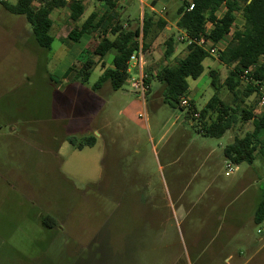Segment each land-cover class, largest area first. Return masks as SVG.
<instances>
[{"label":"rangeland","instance_id":"374dc122","mask_svg":"<svg viewBox=\"0 0 264 264\" xmlns=\"http://www.w3.org/2000/svg\"><path fill=\"white\" fill-rule=\"evenodd\" d=\"M113 1L109 10L104 0L86 2L76 22L67 8L54 10L49 52L36 45L24 17L0 5V264H225L239 251L247 259L264 241V223L253 221L264 160L235 165L223 150L252 131L242 111L258 115V95L245 96L246 81L230 91L224 81L232 66L209 55L202 74L187 80V98L200 111L215 92L214 71L220 103L235 120L220 138L202 136L192 112L172 107L154 78L186 54L172 20L180 0ZM143 12L170 28L143 51L148 91L141 96L129 80L117 91L108 83L93 91L101 61L107 67L112 60V53L93 55L100 37L111 38L117 21L137 27ZM91 13L105 15L99 29L79 43L67 40ZM242 26L237 13L217 48ZM169 37L176 48L165 59ZM87 58L96 62L88 81H72L68 68ZM89 138L94 144L81 149L69 143ZM226 164L237 171L225 176Z\"/></svg>","mask_w":264,"mask_h":264},{"label":"trees","instance_id":"16d2710c","mask_svg":"<svg viewBox=\"0 0 264 264\" xmlns=\"http://www.w3.org/2000/svg\"><path fill=\"white\" fill-rule=\"evenodd\" d=\"M104 1L107 10L115 6L113 0ZM190 1L193 8L188 11V3L185 0H180V5L172 20L177 30L185 33L191 40L203 37L213 44L220 43L230 34L236 20V14L240 13L242 16V28H236L231 33L230 41L217 54L220 63L228 67L232 66L224 84L230 91H234L240 83V74L264 57V0ZM154 4L152 2V6ZM0 5L8 14L24 17L30 26L31 36L36 45L46 52L51 50V44L54 40L49 33L53 24L51 13L54 10L67 8L69 19L73 22H76L84 13L82 0H16L14 4L0 1ZM221 8L224 9V12L218 17ZM104 16L97 18L95 13H91L79 27H74L69 31L66 39L73 43H79L84 38L88 39L92 33L99 29ZM166 24L164 19L154 20V16L150 12H143L138 26L133 29L127 28L130 26L129 20L126 22L117 21L109 30L111 38L108 36L100 37V41L93 49V55L99 60H102L108 53H113V56L110 66L106 67L101 61L102 73L91 89L98 91L106 83L110 85L113 91L121 89L127 81L128 61L138 49L139 37L141 36L142 49L145 51ZM207 24H211L208 30ZM174 46V38L169 37L165 41L163 53L165 59H169L174 54ZM207 57L209 54L203 48L191 43L187 45L185 56L178 61L176 66H164L156 72L154 78L162 85L163 97L173 104L172 107L182 109L179 100L182 97H187L189 92L187 80H195L202 74V63ZM95 65V61L87 58L78 70L70 66L67 74L74 72L71 80L84 84L88 81ZM263 72L264 60L253 72V78H262ZM49 78L52 79L50 76ZM149 81V76H146V86H148ZM210 84L215 92L204 107L198 111L192 101L189 100L190 108H187L186 111L188 115L192 112L191 117L198 122L199 133L202 136L220 138L232 128L235 117L229 113L232 110L227 105L220 103L217 91L221 85L214 71L210 72ZM248 86L245 96L257 90L253 85ZM252 112L242 111V120L245 122L252 121V131L241 138L234 137L233 142L223 150L224 157L235 165L243 163L251 165L257 156L264 160V138L260 139L259 137L264 129V111L255 116ZM194 113H198L199 117L194 118ZM212 115H215L214 119H212ZM207 116H209V122L205 123L204 120ZM94 142L93 138L85 139L78 144L69 140V143L77 149L92 146ZM254 222L256 224L264 223V190L255 210Z\"/></svg>","mask_w":264,"mask_h":264},{"label":"built area","instance_id":"2783aa9c","mask_svg":"<svg viewBox=\"0 0 264 264\" xmlns=\"http://www.w3.org/2000/svg\"><path fill=\"white\" fill-rule=\"evenodd\" d=\"M188 3L187 9L188 11L193 8V4L190 0H185ZM150 11L153 12L154 10L150 8ZM211 26V24H210ZM179 41L186 43V45H189L191 43H195L197 46L203 48L209 55L214 56L217 55L220 51L223 49L217 48L218 44H213L210 41L206 40L205 38L201 37L199 39L191 40L189 39L185 33L181 34L178 38ZM264 57L260 58L259 61L249 67L248 69L244 70L240 74V81H246L249 85H253L257 90L254 92L258 95V107H257V113L260 114L264 111V72L262 73V78L255 79L253 78V72L257 69V67L263 62ZM143 64H144V53L141 45V36L139 37L138 41V49L135 51L129 58L128 61V67H127V74L130 82L131 88L136 90L141 96L144 95L145 92H147L148 86L145 85V78L146 75L143 73ZM132 73H134L132 75ZM263 79V80H261ZM179 105L184 108H190L189 99L187 97H182L179 100ZM194 118H198V113L193 114ZM225 176H229L232 173L237 171V167H232L229 164H226L225 167Z\"/></svg>","mask_w":264,"mask_h":264},{"label":"crops","instance_id":"0c3cea01","mask_svg":"<svg viewBox=\"0 0 264 264\" xmlns=\"http://www.w3.org/2000/svg\"><path fill=\"white\" fill-rule=\"evenodd\" d=\"M89 1H91V0H82V4H83V6L85 5L86 2H89ZM140 2H142V0H140ZM84 11H85V9H84ZM219 11H220V10H219ZM223 12H224V11H222V13H223ZM222 13L219 14L218 17H220V16L222 15ZM141 17H142V16H141ZM140 20H141V18H140ZM164 20H166V22H167V19L164 18ZM164 29H165V30H170V28L168 27V24H166V26H165ZM164 29H163V30H164ZM175 29H176V31L178 32V34H180V35L183 34V32L177 30L176 27H175ZM163 30H162V31H163ZM155 40H156V39H155ZM155 40H154V41H155ZM154 41L152 42V44L154 43ZM174 47L176 48V42H175V46H174ZM112 56H113V53H112ZM101 73H102V70H101ZM106 84H107V83H106ZM224 174H225V173H224ZM229 176H230V175H229ZM256 206H257V205H256ZM253 221H254V217H253ZM258 242H261V239H259ZM73 253H77V252L74 251ZM241 254H242L241 251H239L237 257H234V256H232V255L227 256V257L224 259L225 264H248V263L252 262V261L255 260V259H256V263H255V264H264V241L262 242L261 245H259L258 247L256 246V248H254V250H252L251 255H250L247 259H242ZM243 255H244V252H243ZM74 260H76L75 256H73L72 261H74Z\"/></svg>","mask_w":264,"mask_h":264}]
</instances>
